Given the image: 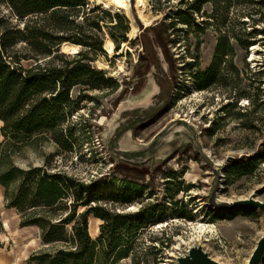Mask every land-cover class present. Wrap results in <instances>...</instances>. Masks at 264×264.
Instances as JSON below:
<instances>
[{"label":"rangeland","instance_id":"obj_1","mask_svg":"<svg viewBox=\"0 0 264 264\" xmlns=\"http://www.w3.org/2000/svg\"><path fill=\"white\" fill-rule=\"evenodd\" d=\"M87 1L91 6L98 5L96 0ZM138 1L143 2L142 7ZM180 1L130 0L136 29L129 35V20L118 14L127 22L128 31L126 40L119 41L117 49L113 43L112 54L105 50L104 41L110 31L107 25H115L118 19L110 13V17L100 21L103 52H90L89 63L114 83H106L98 90L73 87L71 96L80 97L79 106L63 126L72 132L70 149L44 140L37 146L28 145L5 155L1 168L46 167L49 172H62L94 186L90 188L92 191H113L117 199L126 193L125 197H131L133 202L95 200L91 205L100 204L124 213L144 212L142 227L132 239L131 247L137 244L155 249L148 250L147 262L140 264H173L176 257L194 244H201L221 263L245 264L263 233V215L251 208L216 211L209 207L208 197L217 180L193 145L180 147L163 162H127L115 157L108 148L110 131L119 118L121 106L157 84L160 70L165 71L172 83L168 102L152 119L134 128L133 139L146 143L173 119H185L197 129L201 147L212 163L221 167L216 199L233 202L253 195L264 201V162L250 161V156L264 157V76L257 73L264 66V21L259 20V13L253 12L256 7L253 0ZM179 9L183 13L179 14ZM196 9L197 12L193 11ZM97 15L101 16L97 11L91 13L90 20ZM34 18L30 16L25 21L31 25ZM180 19L192 23L189 26ZM222 19L223 25L219 22ZM254 29L259 34L252 42ZM156 35L163 46L155 42ZM234 37L253 45L246 49ZM218 43L224 47L219 56ZM66 55L69 57L64 60H70L74 54ZM213 66L221 78L214 76L212 82L203 86L196 76ZM247 162L251 164L250 172L235 175L234 167ZM16 190L14 180L9 186V200L0 195V245L4 246L12 237L29 258L44 246L37 226H27L18 232L11 224L20 219L18 209L8 207L16 200ZM69 197L72 198L71 194ZM55 208L56 205L51 210ZM19 209L24 215L43 213L42 209ZM83 209L78 206L77 212ZM55 222L56 217L52 216L49 223ZM101 223L99 218L89 216L88 232L92 238L98 236ZM198 223L212 225V231L198 234ZM129 255L131 259V251ZM130 259L121 263L128 264Z\"/></svg>","mask_w":264,"mask_h":264},{"label":"trees","instance_id":"obj_2","mask_svg":"<svg viewBox=\"0 0 264 264\" xmlns=\"http://www.w3.org/2000/svg\"><path fill=\"white\" fill-rule=\"evenodd\" d=\"M253 4L256 6L253 12L259 13V20L264 21V0H253ZM96 11L101 16L90 20V14ZM110 13L100 5L91 6L87 0H0V133L3 137L0 141V185L8 201L9 186L16 181L18 195L8 207L18 209L20 227L40 229L44 247L30 254L29 264H126L121 262L130 259V251L132 258L128 264H140L147 262L148 250L155 249L141 248L137 244L131 247L132 239L142 227L143 211L124 213L100 204L91 205L95 200L133 202L131 197H125L126 193L117 199L113 191H92L90 188L94 186L62 172H49L46 167L22 169L10 165L7 169L1 168L5 155L28 145L37 146L44 140L70 149L72 132L63 126L79 106L80 97L71 96L73 87L80 85L85 87L83 90H98L106 83H114L92 67L89 63L92 59L88 57L90 52H103L100 21L110 17ZM178 13L183 11L179 9ZM30 16L36 17L31 25L25 21ZM114 17L118 22L107 26L108 36L117 49L119 41L126 40L128 25L120 15ZM180 21L189 26L192 23L189 19ZM219 22L223 25L225 19ZM194 26L199 27L196 23ZM258 32L257 29L251 32L252 42ZM154 38L163 46L157 35ZM234 38L246 49L253 45L251 41L244 44L239 37ZM64 42L78 45L82 50L70 60H64L69 55L57 49ZM223 52L224 47L218 43L216 55ZM257 73L264 76V66ZM214 76H218L215 77L218 80L221 78L213 66L196 77L207 86ZM250 161L264 162V157L250 156ZM250 165V162L236 165L233 172L238 176L247 174ZM75 185L80 186L76 189ZM54 205L56 208L51 210ZM78 206L84 209L77 212ZM19 207L42 209L43 213L39 215L34 211L24 215ZM52 216L56 217L54 224L49 223ZM89 216L102 221L96 238L88 232Z\"/></svg>","mask_w":264,"mask_h":264},{"label":"water","instance_id":"obj_3","mask_svg":"<svg viewBox=\"0 0 264 264\" xmlns=\"http://www.w3.org/2000/svg\"><path fill=\"white\" fill-rule=\"evenodd\" d=\"M65 43V42H64ZM63 43L58 46V52L64 54ZM160 81L156 84V90L142 102H125L119 112L116 124L111 128L108 148L117 158L127 162H163L167 160L180 147L193 145L195 150L208 162L217 182L221 167L212 163L206 152L202 149L198 139L197 129L185 119H173L160 131L155 133L146 143H137L133 139V130L152 119L162 107L168 102L170 78L166 77L160 70ZM160 107H159V106ZM112 138H115L113 140ZM223 168V167H222ZM217 182L208 197L207 205L216 211H228L233 209L251 208L261 212L264 218V201H260L251 195L249 198L224 202L216 199ZM264 259V230L258 237L255 247L245 264H261ZM173 264H224L214 258L202 247L201 244H194L175 258Z\"/></svg>","mask_w":264,"mask_h":264},{"label":"bare ground","instance_id":"obj_4","mask_svg":"<svg viewBox=\"0 0 264 264\" xmlns=\"http://www.w3.org/2000/svg\"><path fill=\"white\" fill-rule=\"evenodd\" d=\"M98 5L102 7V9L107 10L111 13L121 14L125 15L126 18L130 22V32L129 35H132L135 32V24L134 20L130 11V0H96ZM140 7L143 6L142 1H138L137 3ZM133 39V38H132ZM104 48L107 51L108 54L113 53L114 44L110 37L106 36L104 41ZM63 51L65 52H72L78 51L79 46L75 44H71L68 42L63 43L62 46ZM156 84H153L151 88H148L144 93H142L140 96L136 97L133 102H142L143 100L148 99V97L152 94V92L155 90ZM142 96V97H141ZM1 137V135H0ZM2 138V137H1ZM212 225H204L202 223H198L197 232L198 234L204 233L205 231H212Z\"/></svg>","mask_w":264,"mask_h":264},{"label":"crops","instance_id":"obj_5","mask_svg":"<svg viewBox=\"0 0 264 264\" xmlns=\"http://www.w3.org/2000/svg\"><path fill=\"white\" fill-rule=\"evenodd\" d=\"M0 123H1L0 125L1 127L2 122L0 121ZM3 194H4V187L0 185V195L3 196ZM19 222L20 219L16 218L11 223L14 227H17L18 232H20V230L23 228H27V227H20ZM13 240L14 239L11 237V239L8 240L4 244V246L0 245V264H27L26 259L28 258V255L27 254L25 255L26 252L22 251V248L18 245V243L17 242L15 243V241Z\"/></svg>","mask_w":264,"mask_h":264}]
</instances>
